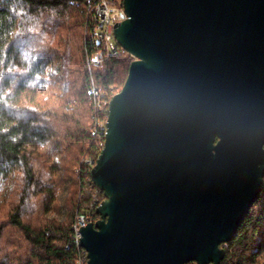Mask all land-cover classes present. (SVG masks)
<instances>
[{
  "label": "water",
  "instance_id": "obj_1",
  "mask_svg": "<svg viewBox=\"0 0 264 264\" xmlns=\"http://www.w3.org/2000/svg\"><path fill=\"white\" fill-rule=\"evenodd\" d=\"M122 6L87 264H221L264 190V0Z\"/></svg>",
  "mask_w": 264,
  "mask_h": 264
},
{
  "label": "trees",
  "instance_id": "obj_2",
  "mask_svg": "<svg viewBox=\"0 0 264 264\" xmlns=\"http://www.w3.org/2000/svg\"><path fill=\"white\" fill-rule=\"evenodd\" d=\"M88 18L87 0H0V264H73L76 214L98 219L82 160L102 150L107 107L89 86L116 94L133 58L89 67ZM221 246V264H264V190Z\"/></svg>",
  "mask_w": 264,
  "mask_h": 264
},
{
  "label": "built area",
  "instance_id": "obj_3",
  "mask_svg": "<svg viewBox=\"0 0 264 264\" xmlns=\"http://www.w3.org/2000/svg\"><path fill=\"white\" fill-rule=\"evenodd\" d=\"M79 6V5H77ZM87 11L89 18L85 28L88 53L86 64L89 67H99L109 58L125 52L118 44H113V30L117 22L124 18L123 6L118 0H87ZM112 90L108 92L98 89L93 83L89 86V94L96 103V110H103L107 107V116L104 123L95 122L94 134L100 135L103 147L106 135V121L108 117V106ZM97 158H85L82 163L90 167L95 166ZM92 193V192H91ZM104 200V196H103ZM98 197L97 191L92 194L91 207L97 208L103 201ZM90 211L77 213L71 227V241L77 246L73 264H87L88 257L86 250L81 246V230L89 223H94ZM68 248V246H67Z\"/></svg>",
  "mask_w": 264,
  "mask_h": 264
},
{
  "label": "rangeland",
  "instance_id": "obj_4",
  "mask_svg": "<svg viewBox=\"0 0 264 264\" xmlns=\"http://www.w3.org/2000/svg\"><path fill=\"white\" fill-rule=\"evenodd\" d=\"M112 43L117 45L115 40H113ZM56 208H59V207L57 206ZM191 264H195V263H191Z\"/></svg>",
  "mask_w": 264,
  "mask_h": 264
}]
</instances>
